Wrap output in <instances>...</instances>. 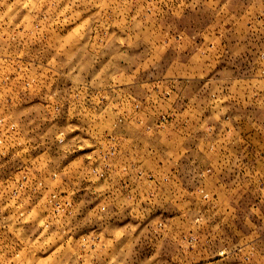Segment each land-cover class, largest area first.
<instances>
[{"label": "rangeland", "instance_id": "374dc122", "mask_svg": "<svg viewBox=\"0 0 264 264\" xmlns=\"http://www.w3.org/2000/svg\"><path fill=\"white\" fill-rule=\"evenodd\" d=\"M0 264H264V0H0Z\"/></svg>", "mask_w": 264, "mask_h": 264}]
</instances>
